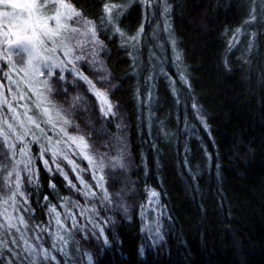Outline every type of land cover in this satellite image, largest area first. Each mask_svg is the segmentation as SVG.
I'll list each match as a JSON object with an SVG mask.
<instances>
[{"label": "trees", "instance_id": "trees-1", "mask_svg": "<svg viewBox=\"0 0 264 264\" xmlns=\"http://www.w3.org/2000/svg\"><path fill=\"white\" fill-rule=\"evenodd\" d=\"M105 2L71 0L97 23ZM167 3L169 31L163 30L164 17L157 18L163 4L154 6L152 15L148 10L146 21L139 3L131 4L119 24L128 36L136 35L143 24L138 43L125 44L106 28L99 31L107 50L106 74L115 85L109 99L128 125L132 175L142 197L152 190L159 194L161 206L157 212L148 211L147 218L161 220L164 232L147 241L136 211L129 220L121 218L113 230L108 223L107 245L90 236L80 216L89 214L96 224L102 221L94 197L70 192L48 155L44 159L52 172L39 159L41 143H33L38 183L29 185L24 178L30 214H22L31 238L43 242V249L60 264H84L85 251L92 264H264V0ZM68 88V96L59 93L63 102L55 101L64 109L70 108L73 93ZM84 103L86 107L72 110L73 119L82 132L91 133L94 147L104 149L98 107L88 98ZM68 131L76 133L75 128ZM68 193L78 198L65 201ZM71 201L77 202L75 207ZM52 205L63 228L48 213ZM69 211L77 227L71 217L65 219ZM77 235L85 241L82 246ZM10 243L3 255L12 264H26L20 244Z\"/></svg>", "mask_w": 264, "mask_h": 264}, {"label": "snow or ice", "instance_id": "snow-or-ice-1", "mask_svg": "<svg viewBox=\"0 0 264 264\" xmlns=\"http://www.w3.org/2000/svg\"><path fill=\"white\" fill-rule=\"evenodd\" d=\"M133 3H139L144 7L146 21L148 20V10L163 4V8L159 12L164 17L163 30L171 29L168 15L171 6L167 0H121L120 3L106 0L99 16V23L84 16L71 3V0H22V2L20 0H0V6H2L0 7V61L8 66L5 71L0 65V73L8 81V95H5L4 92L6 85L0 83V189L9 193L0 197L4 205L11 201L15 211L23 208L24 212L30 214V209L25 207L28 204V196L24 191V178H27L29 185L38 183L34 171L37 157L32 155L31 145L33 143L40 144V137L32 131V126L38 129L42 135L47 136V131L56 129L57 120L60 122L57 134L62 133L61 139L56 142L57 147H45L44 144H40L39 159L43 161L44 167L52 172L49 161L44 159L45 152L50 151L52 163L56 166L55 170L64 177L71 189L85 198L96 196V192L92 191L93 186L85 181L82 175L84 172L90 171L93 180L96 181L95 187L100 188L104 192L103 199L110 202L109 193L104 187L106 181L104 169L123 167L122 154L108 157L106 153H97L94 146L89 143L91 133L82 132L80 126L75 123L72 110L86 107L84 102L87 98L83 94L77 92L71 97L69 109L58 106L53 96L61 92L67 95L69 83L79 88L82 86L79 82L82 81L84 85H87V91L98 101L101 117L104 120L116 117L115 105L109 99V92L115 85L111 84L100 57V54L105 51L106 45L100 39L99 31L106 28L113 34H118L125 44L138 43L144 32L143 24L134 36H128L119 26L120 18ZM9 8L13 11H8ZM17 9L19 11H16ZM252 20H255V17H252ZM250 22L252 21H245V23ZM239 31L240 29H237V32ZM172 44L175 46V40L172 41ZM58 50L63 53V58L56 55ZM176 59H180L179 55ZM82 62L88 64L96 73L93 78L90 79L81 70ZM15 72H23L25 80L13 79L12 73ZM65 73H70L71 79ZM54 77H57L56 81L53 80ZM181 80L187 84V79L183 74ZM21 82L27 83L29 91L36 97L33 101V107L36 110L34 114H29L33 112V107H29L27 104L22 106L24 108L22 114L13 106V101L25 99L26 94L19 87ZM97 83L100 84V87H97ZM13 85L16 86L15 90H13ZM5 108L7 113H5ZM193 108H196L195 104H193ZM21 115L24 119H21ZM41 117L44 119L41 120ZM42 123L50 127L46 130L41 127ZM116 127L120 128L121 125L117 124ZM69 128H75L76 133H69ZM29 137L30 139H28ZM64 137L67 138L70 145L66 143ZM47 139L50 143L52 138L47 137ZM60 144H66L68 150L64 151L59 148ZM71 145H75V149ZM69 152L73 156L87 161L88 168H81L77 161L72 159ZM58 159L67 161L81 187L78 188L77 184L69 179L68 173L58 163ZM51 187L54 188L55 185H51ZM17 196L22 199L17 200ZM158 196L157 192L150 191V203L158 202ZM152 198H156V200L154 201ZM47 199L45 197V200ZM64 200L69 201V198L65 197ZM71 202L75 207L77 202ZM61 207H66V204H62ZM48 213L50 217L54 218L56 225L64 227L55 205L48 207ZM0 215L4 216V222L0 223V237L5 233L12 235L11 229L20 232L16 220L19 221V224L27 227V221L23 215L13 217L11 213L7 212V208ZM68 217H71L73 227H77L75 216H72L70 211L65 219ZM94 227L98 226L94 225ZM40 230L47 231V228ZM99 232L104 239V244L107 245L108 239L104 235V229L99 228ZM21 238H23V233H21ZM58 238L63 239V237ZM12 243L15 244L16 240L13 239ZM25 244H28L26 240ZM53 246L55 247V245ZM7 247L8 242L0 240V256L3 255V250ZM8 250L12 251V249ZM25 251H28L32 256H43L44 260H55V257L47 249L37 253V250L28 244ZM60 251L67 255L63 249ZM17 255L13 252L14 257ZM89 261L91 264V257H89ZM0 264H4V261L0 260ZM8 264H12L11 260L8 261ZM30 264H36V260L33 259Z\"/></svg>", "mask_w": 264, "mask_h": 264}, {"label": "rangeland", "instance_id": "rangeland-1", "mask_svg": "<svg viewBox=\"0 0 264 264\" xmlns=\"http://www.w3.org/2000/svg\"><path fill=\"white\" fill-rule=\"evenodd\" d=\"M20 2H22V0H20ZM0 7H2V6H0ZM7 10L13 11V9H11V8H9ZM16 11H19V9H17ZM150 14L152 15L151 9H150ZM158 17H159V13L157 15V18ZM158 21H159V19L157 21H154V22L156 23ZM106 52H107V50L105 49V51L100 54V57L103 60L104 64H105L106 55H107ZM56 55L63 58V53L60 52L59 50L57 51ZM0 65L3 66L5 71H7V68H8L7 64H4L3 61H0ZM81 70L84 72L85 75H88L90 79L95 76L94 75L95 72L91 73V74L89 73V71H92V69L86 63H83V62L81 63ZM12 75H13V79H16L17 81H24L25 80L23 72H15V73H12ZM65 75H67L69 77V79H71L70 73H65ZM53 80L56 81L57 77H54ZM0 83L6 85L4 92H5V94H8V91H7L8 81L3 77L2 73H0ZM79 83L82 85L79 88L74 87L70 83L68 84L71 88V91H73V93H71L70 97L76 95V93L79 92V93L83 94L85 97H87L91 102L94 101L96 103V105L98 107V111H99V103L96 100V98L90 92L87 91V85H84L82 81H80ZM68 85H67V87H68ZM12 87H13V90H15L16 86L13 85ZM19 87L23 91V93L26 94L25 99L13 101V106L16 107L17 111L22 114L24 112V108L22 106L27 104V105H29V107H33V101L36 99V97L33 95L32 92L29 91V86L27 83L21 82L19 84ZM97 87H100V86L97 85ZM58 95H59V93L54 94L53 99L55 101L56 100L58 101L61 98V96H63L61 94L59 96ZM65 96H68V94ZM9 98H11V97L9 96ZM66 101L64 103H67ZM59 102H63V99L59 100ZM35 111L36 110L33 107V112L29 113V114H34ZM115 111L117 113L116 117L115 118H109V120H104L101 117V114L99 111L101 118H100V126L98 129L101 133H103V135L106 136V139H105L104 149H98L97 147H94V149L99 154H105V153L108 154V157H116V156L122 154V161L121 162L123 164V167L105 168L104 169V174L106 176V181H105L104 187L107 189V191L109 193L110 202L105 201L103 199L104 192L100 188L95 187L96 181L93 180L92 173L90 171H86L82 174L85 181H87L90 185L93 186L92 191L98 193L97 196L99 198H97L95 196L92 204H93L95 210H97L99 212L98 217L102 221H99V224L93 223L89 219V214H88V216H86V218L84 216H80L81 226H82V228L83 227H89L91 229V233H89L90 236L94 235L97 238H100L103 240V237L100 236L99 228H103L105 230L106 226L109 225L108 223H110L112 228L111 227H109V228H111L113 230L115 228V225L120 222L121 218H125V219L129 220L130 217L137 211L136 213H138L139 217L141 216L140 220L142 223L143 234L145 236V239L147 241H149L150 236L160 237L164 232V227H163L161 220H159L158 218H153V216H152L153 219H151V220H150V218H147L148 211L153 210V212H157L158 208L161 206L159 196H158V202H156V203L152 202V205H150V200H149V198H147L149 196L142 197V192L140 191L139 184H138L137 180L132 175L133 166L131 164V159H130L131 156L128 152L129 148L127 145V137H126V131H127V126H128L127 121H126L125 116L122 114V112L119 111V109L116 106H115ZM5 113H7L6 108H5ZM9 115H10V113H9ZM21 119H24L23 115H21ZM42 119H44V118L41 117V120ZM117 124H120L121 127L117 128L116 127ZM56 125L57 126H56V129L54 131H47V135H49V137L52 138L50 143H49L48 139L44 135H42L39 132V130L36 129L34 126H32V131L35 133L36 136L40 137V143L41 144L48 143L49 145H51L48 147H57V145L54 143H56L57 140L61 139L62 133L59 135L57 134L59 132V128H60V122L58 120L56 121ZM41 127L45 128L47 130L50 126L42 123ZM70 131H72V130H70ZM44 137L46 140L42 139ZM28 139H30V137ZM63 139L66 141L67 144L70 145V142L67 141L66 137H64ZM58 147L63 149L64 151L68 150L66 147V144H60V145H58ZM71 147L73 149H75V145H71ZM45 154L48 155V158L52 162L51 152L50 151L45 152ZM69 155L72 157V159L77 161V163L79 164V166L81 168H85V169L88 168V162L87 161H85V160H83L77 156H73L71 152H69ZM58 163L60 165L65 166L64 168L66 169V171L69 175V179L72 180L73 183L77 184L78 188L81 187L79 185V182L76 180V176L72 172L71 167L67 164V161H65L63 159H58ZM52 166H54V168L56 169L55 164H53ZM22 167L23 166L21 165V168ZM21 174L23 175V173H21ZM69 191L74 193V194L77 192V191L71 189L70 187H69ZM152 191H154V190H152ZM155 192H157V191H155ZM8 194L9 193L6 190L0 189V197L6 196ZM75 195H71V193H68V198L72 199V196H74L73 198H78ZM21 199H22L21 197L17 196V200H21ZM154 200H156V198H154ZM25 207H27V205H25ZM5 208H7V212L11 213V215L13 217L21 216V215H23L22 212H24L23 208H21L19 211H15L11 205V201H9V203L7 205H4L2 203V199H0V213H3ZM106 221H107V224H106ZM3 222H4V216L0 215V223H3ZM15 222L17 223V226L19 227L20 232L18 233V232H16L15 229H11L10 231L12 232V235H8L7 233H5L2 237H0V239L6 240L8 242V245L10 242H11L10 244H13L12 240L15 239L16 244L17 243L20 244L22 251H24V253L26 254V257H27V258H25V260L27 261L26 264H30V262L33 259L36 260V264H60L52 252H51V255L55 257V260H52V259L44 260L43 256H40V255L32 256L29 254L28 251H25L28 244L32 245L31 243H33V244H35L33 247L37 250V253H39L41 250H43V246H44L42 244L43 242L41 243L38 239L33 238L34 236H32V238H31L30 233L27 230V227L19 224L18 220H16ZM94 225H98V227H94ZM21 233H23V238H21ZM77 237H79V241H80L78 243V245L82 246L85 241L82 240V236L77 235ZM25 240L28 242V244H25ZM35 240H36V242H34ZM160 242H162V241H158V244ZM8 248H9V246H8ZM89 254L90 253L88 251L84 252L83 256H85L87 258L86 261L84 260V264H90ZM39 257H42V258L39 259ZM1 260L4 261V264H8V258H6V256L2 255ZM64 264H71V262L69 263L67 261V263H64ZM74 264H76V263H74ZM77 264H79V263L77 262ZM80 264H81V262H80Z\"/></svg>", "mask_w": 264, "mask_h": 264}]
</instances>
